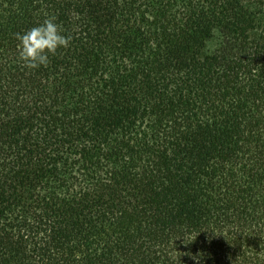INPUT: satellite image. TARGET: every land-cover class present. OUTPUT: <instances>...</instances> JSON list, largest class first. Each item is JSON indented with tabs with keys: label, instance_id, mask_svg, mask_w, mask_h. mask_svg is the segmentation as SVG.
Masks as SVG:
<instances>
[{
	"label": "trees",
	"instance_id": "1",
	"mask_svg": "<svg viewBox=\"0 0 264 264\" xmlns=\"http://www.w3.org/2000/svg\"><path fill=\"white\" fill-rule=\"evenodd\" d=\"M0 264H264V0H0Z\"/></svg>",
	"mask_w": 264,
	"mask_h": 264
},
{
	"label": "clouds",
	"instance_id": "2",
	"mask_svg": "<svg viewBox=\"0 0 264 264\" xmlns=\"http://www.w3.org/2000/svg\"><path fill=\"white\" fill-rule=\"evenodd\" d=\"M54 16L47 17L38 26L32 27L23 34L16 33L18 59L23 66L35 69L47 67L49 54L55 55L58 48H67L71 42L70 35L65 36L63 29Z\"/></svg>",
	"mask_w": 264,
	"mask_h": 264
}]
</instances>
